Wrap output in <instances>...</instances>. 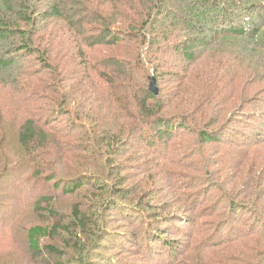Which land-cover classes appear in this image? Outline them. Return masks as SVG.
Wrapping results in <instances>:
<instances>
[{
	"label": "trees",
	"instance_id": "obj_1",
	"mask_svg": "<svg viewBox=\"0 0 264 264\" xmlns=\"http://www.w3.org/2000/svg\"><path fill=\"white\" fill-rule=\"evenodd\" d=\"M175 2L180 4V10L173 8ZM53 21L63 25L64 38L59 40L57 47L52 43L51 33L50 40L42 44L43 33ZM168 21L178 25L183 34L178 39L171 35L172 40L169 38L167 44L174 50L179 48L186 62L194 63L196 54L202 52H218L217 47L224 44L233 52L231 59L235 61L239 52L248 62L247 56L254 57L244 74L243 92L250 87L248 84L264 76V0H0V83L5 90L18 92L23 102L20 108L25 110L20 122L14 124L17 128L13 130L12 127L11 132L17 136L22 156L19 161L12 159L14 149L12 151L10 145L0 150V154L6 153L5 161L0 163V178L12 175L13 167L24 161L33 163L32 171L26 173L29 179L35 177L52 182L62 193H71L84 184L100 192L97 203L84 205V210L74 203L67 221L49 205L53 195L39 193L34 198L33 211L43 212L49 221L29 224L25 229L28 250L39 258L38 264H62L60 260L66 257L68 248L82 255L95 247L97 238L100 241L108 238L102 217L99 219L88 212L92 209L124 208L128 214H136L130 215L132 221L140 218L144 224L147 218L153 222L150 219L153 209H140L142 201L134 202L132 187H122L118 179L113 181L121 171L119 159L136 146L134 144H148L147 147H153L172 164L174 157H179L175 161L181 160L197 149L186 140L180 141L182 144L174 150L170 147L168 151H159L158 145L166 144L168 139L185 130L194 134V145L230 138L226 127L233 124L231 122L241 111L238 106L246 102V98L240 96L239 101L236 100V93L232 94L235 90L231 93L225 90L228 84L216 88L215 94L207 90L205 98H198L202 90L192 98L184 95V88H179L170 96L177 99V104L170 108L168 97H160L161 90L154 74L144 83L140 82L141 73L146 76L145 62L151 66L146 50L154 43L159 44L154 34ZM61 49L63 53L55 58V51L62 52ZM27 57H32L34 64L27 63ZM255 61L262 64L261 70H255ZM20 62L26 64L21 66ZM206 70H201V77ZM150 76L155 78L157 94L149 88ZM202 81L203 89L207 80L202 78ZM215 81L217 79L211 84ZM181 97L189 99L183 107L178 104ZM251 99L254 97H250V104ZM84 103L88 105L84 107ZM232 103L233 108L223 118L221 110ZM167 107L172 113H163ZM213 108L217 109L216 114ZM233 111L235 113L231 114ZM12 113L17 114L18 110ZM60 118L67 126L57 129L51 121ZM260 122H264L263 117ZM214 124L219 127L204 128ZM5 128L10 130L6 123ZM74 130L80 135L79 139L73 138ZM254 135V140L245 141L241 154L233 157L234 164L220 163V170H230L224 173L230 183L227 201L228 211L235 214L234 223L240 209L243 213L251 212L259 220L264 219V189L259 191L255 186L241 190L233 182L242 172L250 175L253 181L264 178V129L255 130ZM1 137H5V133L0 129ZM246 157L250 158L252 167L259 164L258 171L254 169L252 173L247 169L250 164ZM143 171L148 172L146 167ZM260 171L261 176L258 175ZM172 179L175 186L181 184L173 175ZM119 195L122 199L126 197L129 209L117 205L116 196ZM148 224L147 233L155 232L154 224ZM132 233L136 234L134 230ZM214 235L210 234L209 240L221 237ZM50 238L57 243L61 240L64 247L43 242ZM146 246L149 258L157 256L150 245ZM222 248L227 249L228 244ZM221 254L228 257V262L238 256L236 253ZM224 262L226 259L216 256L214 264ZM249 264H264V257L260 261L253 257Z\"/></svg>",
	"mask_w": 264,
	"mask_h": 264
},
{
	"label": "rangeland",
	"instance_id": "obj_2",
	"mask_svg": "<svg viewBox=\"0 0 264 264\" xmlns=\"http://www.w3.org/2000/svg\"><path fill=\"white\" fill-rule=\"evenodd\" d=\"M175 3L173 8L180 10L178 6L180 4ZM62 26V24H55L54 21L51 22L49 29L43 33L42 44L50 40L51 33L54 37L53 45H58L59 40L64 38ZM177 26L171 21L159 26L154 34L155 41L159 44L154 43L146 50L148 63H151V66L145 62L146 76L144 77V73H141L140 82L144 83L149 75L154 74L161 90L160 97H168L170 108L177 104V99L170 96L174 95L179 88H184L182 89L185 92L184 95L192 96V98H195L194 95L202 90L198 98H205L207 90L215 94L216 88L228 84L225 90H231L230 93L235 90L232 94L236 93V100L239 101L240 96L246 98V102L242 101L238 106L241 111L231 122L233 124H228L226 127L230 131L227 137L230 138L205 144L197 142L199 146L194 145V134L185 130L168 139L166 144L163 142V145H158L159 151H168L170 147L174 150L175 146L182 144L179 143L180 141L186 140V143H191L190 145L197 149L181 157V160L175 161L179 157H174L176 159L171 161L172 164H169L168 158L163 159L162 154L158 155L160 152H155L153 147H147L148 144L143 142L134 144L136 146L131 147L127 154L119 159L122 162L121 171L117 177L114 176L113 181L116 182L118 179L122 187H132L134 202L142 201L140 209H153L154 213L150 215L153 222H149L147 218L144 219V224H141L143 221L140 218L132 221L130 215L136 214H128L124 208L111 210L109 206L107 211L92 209L88 212L98 218L102 217V223L108 231V238L105 237L102 241L97 238L95 247L82 255L73 253L68 248L66 257L60 260L62 264H214L216 256L226 259L224 264H249L253 257L257 261L264 257V219L259 220L251 212L243 213L240 209V214H237L235 223L233 222L235 214L228 211L227 201L230 183H227L226 173H224L230 170L219 169L222 167L221 164L225 166H228L230 162L231 165L234 164L233 157L236 158L241 154L245 141L254 140V131L259 128L264 129V122H260L261 118H264V76L261 75L257 82L248 84L250 87L246 90L244 88L243 92L244 74L254 57L246 55L250 61L248 62L239 52L235 61L231 59L233 52L224 44L217 47L218 52H210L211 50L202 52L196 54L197 60L194 63L186 62L179 48L174 50L167 44L169 38L172 40L171 35L177 39L181 38L183 33ZM62 53L63 50L62 52L56 50L55 58ZM26 59L31 62L27 63L34 64L32 57ZM256 61L253 62L255 70H261L262 64ZM19 64L22 66L26 63ZM218 65L221 66L217 68ZM202 69L207 70L201 77ZM202 78L207 80L203 89ZM214 79L218 82L211 84ZM18 91L21 92L19 88ZM252 96L254 99H251L250 104L249 99ZM232 99L229 97V100ZM187 102L189 99L181 97L178 104L180 103L183 107ZM22 104L21 96L17 91L5 90L0 83V129L5 133V137L0 138V150H5L7 145L12 146V151L14 149L12 159L16 158L18 161L22 156V149L16 141L17 136L11 132L14 124L17 125L25 115H22L25 111L24 107L20 108ZM233 104H228L229 106L221 110L223 118L230 113ZM87 105L88 103H84V107ZM168 107L164 108V114L172 113L173 110ZM14 110H18V113L13 114ZM212 112L216 114L217 109L213 108ZM233 113L235 111L231 114ZM225 114L227 115L224 117ZM5 123L11 131L5 128ZM51 124L57 129L67 126L63 118L51 121ZM16 125L13 130L17 128ZM216 125L214 124L213 127L208 125L204 128L216 129L219 127ZM74 131L73 138L77 136L76 139H79L80 135L76 133V130ZM5 156V151L0 154V163L5 161ZM203 159L204 163H202ZM246 160L250 164L247 169H250L252 173L254 169L258 171L259 164L252 167L250 158L246 157ZM32 165L33 163L20 161L13 167L15 171L12 175L0 178V264L39 263V258H35L28 250L25 237L27 225L49 222L43 212L39 214L33 211V200L39 193L53 195L49 205L52 206V210L58 211L65 221L68 220L74 203L80 204L83 210L84 205L88 206L90 202L97 203L96 198L100 192L93 190L87 184L71 193H62L53 187L52 182L40 181L35 177L29 179L27 174L32 171ZM145 167L148 172L144 173ZM259 173L258 175L261 176L262 171ZM172 175L181 182L178 187L175 186ZM238 175L240 176L233 182L239 189L244 190L255 186L259 191L261 188L264 189V178L253 181L247 173L242 172ZM233 197L235 200L238 199L236 195ZM116 199L119 207L122 205L129 209L126 197L122 199L119 195ZM134 202L132 203L135 204ZM158 218H163L167 222H159ZM147 224H154L155 232L148 234ZM99 225L101 226V223ZM133 230L136 234L132 233ZM215 233L223 240L221 237L218 238L219 240H216V237L209 240L210 234L215 236ZM246 236H250L251 239L247 240ZM50 240L44 239L43 242L48 241L64 247L61 240L59 243L56 239L50 238ZM163 242H167L168 246ZM227 244L228 248L221 250ZM146 245H150L155 254L158 253L157 256L151 255L149 258V249ZM220 252L225 255L236 253L238 256L232 262H228V257L220 255ZM80 257L82 259L78 260Z\"/></svg>",
	"mask_w": 264,
	"mask_h": 264
},
{
	"label": "water",
	"instance_id": "obj_3",
	"mask_svg": "<svg viewBox=\"0 0 264 264\" xmlns=\"http://www.w3.org/2000/svg\"><path fill=\"white\" fill-rule=\"evenodd\" d=\"M149 88L152 92H154L155 94H157V85H156V81H155V78L150 76L149 77Z\"/></svg>",
	"mask_w": 264,
	"mask_h": 264
},
{
	"label": "bare ground",
	"instance_id": "obj_4",
	"mask_svg": "<svg viewBox=\"0 0 264 264\" xmlns=\"http://www.w3.org/2000/svg\"><path fill=\"white\" fill-rule=\"evenodd\" d=\"M29 63H31L30 61H29ZM30 66V65H29ZM202 108V107H201ZM203 110V109H202ZM52 125V124H51ZM209 218V217H208ZM242 226V225H241Z\"/></svg>",
	"mask_w": 264,
	"mask_h": 264
}]
</instances>
